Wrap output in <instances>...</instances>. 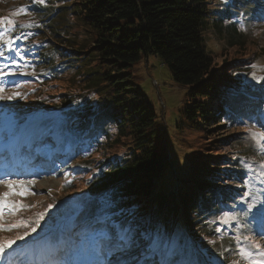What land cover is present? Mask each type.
<instances>
[{"label": "trees", "instance_id": "trees-1", "mask_svg": "<svg viewBox=\"0 0 264 264\" xmlns=\"http://www.w3.org/2000/svg\"><path fill=\"white\" fill-rule=\"evenodd\" d=\"M27 11L34 26L26 40L14 37L16 27L10 33L28 70L14 81L27 93L15 99L34 98L65 78L82 92L81 105L62 102L70 99L66 94L56 104L74 107L65 128L79 134L83 153L91 152L80 159L92 164L85 185L96 184L98 193L90 199L95 198L101 210L99 218L92 219L94 228H88L90 236L104 232L115 245L130 244L141 259L154 247L152 239L159 242L154 234L168 238L181 225L206 257L236 264L234 254L224 253L234 243L217 224L222 216L236 213L246 191L248 166L264 155L258 157L242 138L247 132L230 143V138H217L215 131L220 125L260 127L264 99L259 90L245 87L241 92L233 86L237 79L231 69L214 66L205 33L211 31L229 49H244L251 29L264 21V0H228L216 9H210L209 0H44ZM149 56L185 90L173 124L187 152L179 170L174 169V180L171 174L161 178L170 165L163 151L164 134L133 73L139 61L147 67ZM238 63L233 62V70L246 73L253 61ZM36 82L38 89L25 87ZM55 102L53 98L49 107ZM40 104L18 108L32 110L42 108ZM225 147L229 154L220 155L218 150ZM165 245L155 255L157 263L164 261Z\"/></svg>", "mask_w": 264, "mask_h": 264}, {"label": "rangeland", "instance_id": "rangeland-1", "mask_svg": "<svg viewBox=\"0 0 264 264\" xmlns=\"http://www.w3.org/2000/svg\"><path fill=\"white\" fill-rule=\"evenodd\" d=\"M226 1L228 0H209L210 9H216L217 5L223 4ZM37 4L38 2H34V0H0V19L9 18L14 20L17 28L16 36L20 35L22 40H26L27 30H31L34 26V17L30 15L29 11L18 15L12 14L14 12H19V9L22 7L28 10L36 7ZM248 35L246 47L242 50L225 47V45L209 30L205 33V41L206 45H208V48L213 53L212 58L214 66L217 69L226 67V69H231L235 72L233 80H237L233 82V86L238 87L241 92H243L242 89L245 87L254 89L255 91L259 90L263 94L262 97L264 99V79H254L252 75L255 73L257 78L264 77V55L262 50L264 49V21H260L259 26L257 28H252ZM21 61L22 60H20L19 63H21ZM248 61H253L252 65H257V67L253 68L251 66L246 73L233 70V62H239L237 65L243 66ZM23 62H25V60ZM148 62L149 63L146 65L147 67H145V64L139 61L135 65L133 73L138 90L146 98L147 105L151 112L154 113L155 120L164 134L162 135V143L164 142L163 151L166 158L169 159L170 165L167 169L168 174L166 175L164 172L161 178L168 179L167 176L171 174L174 180V169L179 170V167L183 164L184 153L187 152L185 143L182 141L179 131L175 129V125L173 124L176 118V109L181 105L185 90L182 86L175 85L169 80L164 74L165 69L162 67L160 68L158 60L149 56ZM3 66L4 64L0 62V67ZM6 70L15 71L17 73L16 76L5 77V81L7 82V94L13 91L27 92L20 86L16 87L17 84L14 85V81H16L18 76L24 78L26 75H21V70L17 68L16 70L10 68ZM22 71L28 74L27 67L23 68ZM29 85L33 87L34 90L36 87L37 89L39 88L38 82L26 84L25 87ZM63 94H66V97L69 96L70 99L65 98L62 102H71L74 106L81 105L79 102L82 100L78 99V97L82 95V92L80 89L70 84L67 78L57 82L55 86H50L45 92L44 90L41 91V93L34 98L29 97L25 100H11V102H13L9 103L12 105V107H10L11 114L17 116L16 120L12 119L10 114H3L1 112V109L7 111L8 102L0 101V171L8 172L7 175L11 174V172L19 173L23 171L29 155L31 157L36 156L37 150L32 152L29 147H17L18 141L28 131V127H30L32 131L24 137L32 140V142L34 138H36L35 134L41 133L42 130H47V133L52 136L55 141V143H51L54 145L52 150L43 146L39 148V152L43 153L55 151L56 158L55 160H48L47 162L42 161L41 157L35 158L36 164H39L40 174L7 179L13 181L14 185H18L20 181H24L25 187L38 194L23 196L13 195L8 197L9 200L15 202L16 196H18L21 200L20 204L25 207L15 216H6L4 218L6 224L14 223L19 219L31 220L36 213L46 212L37 231L31 236L26 237L25 240L18 241L17 244L13 246L12 252L14 254L11 256L13 264H16V262L24 263V261L20 259L21 255H19L20 257H15V253L21 248H25L29 251L30 257L28 255L26 257H29L28 259L31 260L33 264H50V261L45 259V254L50 255L51 261L54 262L53 264H76L77 261L79 264H85V258L83 257L85 253L81 245L88 240V238L92 240V237H90L91 233H89L92 231H88L85 234L79 232L77 235H73L72 231L74 228L80 230L81 227H88V225L94 222L92 219L99 218L101 215L100 208L95 204V198L90 199L91 194L96 195V193H98L93 189L96 184H94L92 188L90 185H85L90 177L91 172L89 171L92 168V164H86V159L78 160V158L87 157V153L91 152L87 150L85 153L81 152L80 155L76 156L81 145L79 134L72 130L65 129L67 121L74 116L72 110L74 107L58 106V104H56L61 102ZM53 98H56L57 102L49 107V103ZM36 102H40V106L43 107H37L32 110H20L18 108L24 103ZM4 104L6 105L5 107ZM42 110L43 112H41ZM259 118L261 121L260 127L255 126L252 128L253 125L249 123H245L241 127H226L220 125L216 129L215 135H217V138H230V141H228L234 143L241 138L240 134L242 131L247 132L246 136L242 138L247 139L246 142L249 143V147H253L252 149L257 151V156L259 157L261 154L264 155V150L260 148L256 141L249 137L247 130L248 128H252L253 131L264 132V127H262V125H264V112ZM208 137L211 139L213 138L210 136ZM40 143L42 144V142ZM7 148L16 150L17 154H19V160L11 164V158H7L10 153V151L9 153L6 151ZM64 148L73 149V155L75 156H71L70 154L67 155L65 150H63ZM75 149H77V151ZM218 151L220 155L229 154L230 149L225 147ZM63 159H65V162H58ZM92 159L93 158H91V162H93ZM262 163H264V156L261 158V162L248 166L245 194H248L249 198L254 196L259 199H264V182H262L261 177V173L264 172V169L260 167ZM29 181H32V183H29ZM7 191H9V189L5 185L0 184V194ZM12 191L18 193L21 189L14 186ZM244 196L238 199L239 201L237 202V211L235 214L222 216L223 218L221 217L218 221L217 225L220 227L221 232L226 233L227 238L231 239L230 241L234 243V245L229 248L231 251L228 253L227 249L224 253L234 254L233 257H230H232L233 263L236 264H264V256L260 255V249H264V237L258 234L264 231V225H261L259 221L250 222L249 217L244 212ZM50 204L53 205V207L48 209V205ZM230 217H235V219H230ZM226 218H229L227 222H225ZM180 226H178L179 231L174 229L172 235L167 236L168 238H166L162 232L154 234L153 238H156L159 242L157 243L155 240L153 242L152 239L154 247L147 250L145 254L146 258L151 256L147 260L145 258L142 261L136 262V259L139 257L138 251L132 248L128 243L115 246L113 242H105L102 243L101 248L105 250L104 258L106 261H103L98 256V253L94 252V254L97 255V264H156L158 258L156 259L155 255L159 253L158 249L164 246L165 241L167 244L165 248L161 250H165L164 260H167L166 264H191L194 260L198 261V264H225L222 260L206 257V254L198 247V243L192 240V238H189L186 230H181L182 227ZM42 228H45L44 231H39ZM25 230L26 229L21 227L11 232H0V239H12L18 234H22ZM97 234L106 235L104 232H93L92 235L95 236ZM158 236L159 239H157ZM246 236L249 237V239L246 240ZM97 237L98 236H95L94 245L96 251L100 246V240ZM169 239L173 241L169 243ZM217 240H223V243L227 242V240L222 237L217 238ZM149 243L151 242H148V244ZM179 244L180 248L177 247L176 249L174 246ZM254 245H260V249L256 248ZM86 249L89 252L91 250L90 247ZM42 252L43 254L40 256ZM140 253L141 252H139V254ZM151 258L153 259L151 260ZM223 260L225 259L223 258Z\"/></svg>", "mask_w": 264, "mask_h": 264}, {"label": "snow or ice", "instance_id": "snow-or-ice-1", "mask_svg": "<svg viewBox=\"0 0 264 264\" xmlns=\"http://www.w3.org/2000/svg\"><path fill=\"white\" fill-rule=\"evenodd\" d=\"M34 2L43 3L44 0H34ZM27 10L25 8H20L19 12H14L12 15H18L20 13H25ZM7 25L0 30V58H3L5 61L11 59L12 64L20 71L21 75H27L26 72H23L22 69L27 67V64H17L16 60L13 57L5 55V52L14 53L15 57H19L20 60H24L25 57L21 54L20 51L16 50L14 47V41L10 37V33L15 30L16 22L9 18L0 19V26ZM253 68H256L257 65H252ZM9 69V65L5 64L3 67H0V101H11L20 96L19 92L13 91L10 94H7L6 81L5 77L16 75L15 71L6 70ZM254 79H264V77L257 78L255 73L252 74ZM20 85L17 84L16 87ZM255 125L252 126L254 128ZM264 127V125H262ZM252 128H248V134L251 139L256 141L262 150H264V132L253 131ZM261 169H264V163L260 165ZM262 182H264V172L261 173ZM32 183V181H29ZM0 184L5 185L9 191L0 194V232H11L14 229L23 227L26 229L22 234H18L12 239H0V264H13L11 260L13 246L17 244L18 241H23L26 237L31 236L37 231V228L40 226L41 221L44 219L46 212L36 213L34 218L31 220L19 219L11 224H6L4 218L6 216H15L17 213L24 208V205L18 204L8 199L13 195H37L38 193L32 192L29 188L25 187L24 181H20L18 185H14L11 180H0ZM19 187L20 192L14 193L12 191L13 187ZM245 204L244 212L249 217L250 222L259 221L261 225H264V199H259L257 197L249 198L248 194H245L243 198ZM53 205H48V209H51ZM226 218L225 222H227ZM230 219H235V217H230ZM264 237V231L258 233ZM249 239V237H245ZM256 248L260 249V245H254ZM242 251V250H241ZM260 255L264 256V249H260ZM191 264H198V261H192Z\"/></svg>", "mask_w": 264, "mask_h": 264}]
</instances>
